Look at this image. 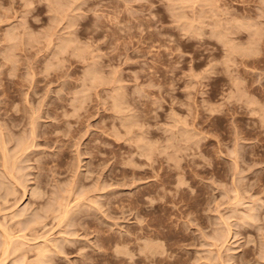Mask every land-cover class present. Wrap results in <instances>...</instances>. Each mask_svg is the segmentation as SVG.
<instances>
[{
    "label": "rangeland",
    "instance_id": "rangeland-1",
    "mask_svg": "<svg viewBox=\"0 0 264 264\" xmlns=\"http://www.w3.org/2000/svg\"><path fill=\"white\" fill-rule=\"evenodd\" d=\"M0 115V264H264V0H0Z\"/></svg>",
    "mask_w": 264,
    "mask_h": 264
},
{
    "label": "bare ground",
    "instance_id": "bare-ground-1",
    "mask_svg": "<svg viewBox=\"0 0 264 264\" xmlns=\"http://www.w3.org/2000/svg\"><path fill=\"white\" fill-rule=\"evenodd\" d=\"M217 35H219L220 37L222 36L221 34H217ZM219 36H218V37H219ZM242 52H244V53H246V54H251V52H254V51L251 50V49H245V48H242ZM0 116H1V115H0ZM8 131H9V130H8ZM9 133H10V132H9ZM32 133H33V132H32ZM32 137H33V136H32ZM17 142H18V141H17ZM16 144H17V143H16ZM1 146H2L1 148L4 150V148H5V144L3 145V143H2ZM26 147H27L26 145H25L24 147H23V146H22V147L19 146L17 152H18V153H20V152L22 153V152L24 151V149H26ZM28 147H29V146H28ZM7 150H8V149H7ZM8 154H9V153H8ZM27 154H28V152H27ZM4 155H5V153H4V154L2 153V156H3V157H4ZM3 157H2V159H6V157H5V158H3ZM27 158H28V157H27ZM9 159H10V158H9ZM3 161H4V160H3ZM11 161H12V160H11ZM6 162H7V160H6ZM6 162L4 161V166H5V163H6ZM15 163H16V162H15ZM2 166H3V165H2ZM4 166H3V168H5V172H6V168H8L9 166H8V167H4ZM17 166H18V165H17ZM11 168H12V167H11ZM20 169H21V168H20ZM8 170L11 171L12 169L9 168ZM5 172H4V173H5ZM12 172H13V171H12ZM6 174H7V173H6ZM9 174H11V173H9ZM13 174H14V173H12V176L15 177ZM4 176H5V175H4ZM4 176H3V177H4ZM9 176H11V175H9ZM9 176L7 175V178H8ZM12 176L8 178V181L10 182V183H9V184H10V187H9L10 190H12V188L14 187V183L16 184V181L18 182V178H13ZM11 178H12V179H16V180H13V181H12ZM2 179H4V178H2ZM9 179H11V180H9ZM5 180H6V179H5ZM6 182H7V181H6ZM6 182L3 180V181H1V183H0V191H1L0 193H1V195H2V191H4V189H5V191H6L7 189H9V188H6V187H7V186L5 185ZM19 184H20V183H19ZM17 186H18V185H17ZM15 187H16V186H15ZM15 189H16V188H15ZM39 189H40V188H39ZM15 191H16V190H15ZM7 192L9 193V190H8ZM7 192H6V194H7ZM4 194H5V193H4ZM1 195H0V196H1ZM8 195H9V194H8ZM16 195H17V194H16ZM6 196H7V195H6ZM6 196H5V198H6ZM19 196H20V195H19ZM5 198H2V200H3V199L5 200ZM7 199H8V198H7ZM234 200H235V199H234ZM4 203H5V202H4ZM1 205H2V204H1ZM13 205H14V204H13ZM17 206H18V205H17ZM10 208H11V207H10ZM66 208H67V207H66ZM30 209H31V208H30ZM17 210H18V208H17ZM55 211H56V210H55ZM61 212H62V211H61ZM45 213L47 214V212H45ZM63 213H64V212H63ZM35 215H36V214H35ZM32 216L34 217V215H32ZM46 217H47V215H46ZM19 218H20V217H19ZM35 220H36V219H35ZM35 220H34V221H35ZM34 221H33V222H34ZM23 223H24V222H23ZM60 223H61V222H60ZM63 223H64V222H63ZM27 224H28V223H27ZM27 224H25V225H27ZM33 224H35V223H33ZM56 224H57V223H56ZM35 225H36V224H35ZM56 226H57V225H56ZM0 227H1V226H0ZM28 227H29V226H28ZM32 227H33V226H32ZM34 228H35V227H34ZM34 228H32V229H34ZM7 229H8V228H7ZM7 229H6L5 226H4V227H1V229H0L1 232L3 233L2 235H4V239H5L3 249H7L6 247L9 245L10 241L12 242V240H13L12 237H14L13 235H11V233L8 232L9 230H7ZM24 229H27V228L24 227ZM29 229H30V227H29ZM35 229H36V228H35ZM35 229H34V230H35ZM30 230H31V229H30ZM22 231H23V230H22ZM0 234H1V233H0ZM31 234H32V232H31ZM31 234H30V235H31ZM64 234H66V232H65ZM64 234H63V236H64ZM33 235H34V234H33ZM69 235H70V234H69ZM61 236H62V235H61ZM15 237H16V236H15ZM18 237H19V236H18ZM36 237H38V236H36ZM44 237H45V236H44ZM70 237H71V236H70ZM20 238H22V237H20ZM60 238L62 239V237H60ZM64 238H65V237H64ZM66 238H67V237H66ZM30 239H31V238H30ZM34 239H35V238H34ZM19 240H20V239H18V243H19L18 245L22 244V243H20L21 240H20V241H19ZM36 240H37V239H36ZM70 240H71V239H70ZM24 241H25V240H24ZM32 241H33V240H32ZM63 241H64V240H63ZM149 241H150V240H149ZM40 242H41V241H40ZM35 244H37V243H35ZM54 245H55V244H54ZM33 246H34V245H33ZM35 246H36V245H35ZM17 247H18V246H17ZM19 247H20V246H19ZM31 247H32V246H31ZM39 247H40V246H39ZM39 247H38V248H39ZM55 247L58 248V245H57V246L55 245ZM60 247H61V246L59 245V249H60V250H63V249H62L63 246H62L61 248H60ZM35 249H36V248H35ZM39 249H40V248H39ZM64 249H66V248L64 247ZM42 250H43V249H42ZM4 251H6V250H4ZM39 251H40V250H39ZM38 253H39V252H38ZM38 253H37V254H38ZM35 255H36V254H35ZM39 255H40V254H39ZM41 255H42V254H41ZM41 255H40V256H41ZM0 257H1V256H0ZM36 257H37V255H36ZM43 257H44V256H43ZM34 258H35V257H34ZM37 258H38V257H37ZM37 258H36V259H37ZM50 258H52V257H50ZM36 259H35V261H36ZM37 260H38V259H37ZM48 260H51V259H48ZM38 261L40 262V260H38ZM41 261H42V264L45 262V261L42 260V258H41ZM3 262H4V261H3ZM39 262H37V263H39Z\"/></svg>",
    "mask_w": 264,
    "mask_h": 264
}]
</instances>
